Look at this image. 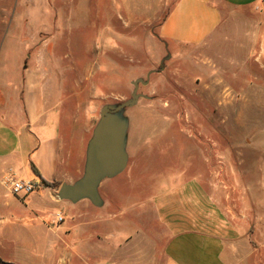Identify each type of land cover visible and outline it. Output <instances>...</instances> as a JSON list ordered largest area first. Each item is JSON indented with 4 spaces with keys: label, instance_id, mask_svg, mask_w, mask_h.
Returning <instances> with one entry per match:
<instances>
[{
    "label": "crops",
    "instance_id": "1",
    "mask_svg": "<svg viewBox=\"0 0 264 264\" xmlns=\"http://www.w3.org/2000/svg\"><path fill=\"white\" fill-rule=\"evenodd\" d=\"M18 1L0 0V239L14 240V263L264 264L262 226L219 202L204 172L193 168V148L175 173L128 179L123 187L116 176L104 178L100 205L58 197L60 184L83 171L97 117L84 77L67 92L55 89L61 69L49 62L51 41H39L28 16L14 20ZM20 1L29 8L30 0ZM221 35H231L241 65L255 57V95L264 97V0H175L157 26L159 42L180 58ZM9 177L37 182L40 190L13 193ZM62 201L64 209L48 211Z\"/></svg>",
    "mask_w": 264,
    "mask_h": 264
},
{
    "label": "rangeland",
    "instance_id": "2",
    "mask_svg": "<svg viewBox=\"0 0 264 264\" xmlns=\"http://www.w3.org/2000/svg\"><path fill=\"white\" fill-rule=\"evenodd\" d=\"M174 1L30 0L22 8L19 0L12 14L14 20L28 16L39 41H51L49 62L61 69L57 91L84 77L95 123L103 105L130 98L132 82L147 79L139 83L137 103L124 111L128 160L115 175L119 186L180 171L193 148V168L204 172L219 202L264 230V97L255 95V57L241 65L228 34L211 46L186 48L184 58L173 55L157 39V26ZM63 204L52 203L48 211ZM4 229L0 220V235ZM15 249L13 239H0V264H15Z\"/></svg>",
    "mask_w": 264,
    "mask_h": 264
},
{
    "label": "water",
    "instance_id": "3",
    "mask_svg": "<svg viewBox=\"0 0 264 264\" xmlns=\"http://www.w3.org/2000/svg\"><path fill=\"white\" fill-rule=\"evenodd\" d=\"M169 57L167 52L164 58ZM140 82L144 84L147 79L137 78L132 82L134 87L130 98L101 107L99 118L86 144L83 172L74 182L60 184L57 192L59 198L73 202L87 198L94 205L102 203L98 191L100 182L120 173L128 160L126 141L129 121L124 111L137 103L141 95L137 91Z\"/></svg>",
    "mask_w": 264,
    "mask_h": 264
},
{
    "label": "built area",
    "instance_id": "4",
    "mask_svg": "<svg viewBox=\"0 0 264 264\" xmlns=\"http://www.w3.org/2000/svg\"><path fill=\"white\" fill-rule=\"evenodd\" d=\"M9 186L13 193L29 194L39 188L40 184L31 180H25L22 178L9 177ZM56 222H61L63 220L62 213L55 214Z\"/></svg>",
    "mask_w": 264,
    "mask_h": 264
},
{
    "label": "trees",
    "instance_id": "5",
    "mask_svg": "<svg viewBox=\"0 0 264 264\" xmlns=\"http://www.w3.org/2000/svg\"><path fill=\"white\" fill-rule=\"evenodd\" d=\"M33 169H34V171L37 172V170H36L35 167H34ZM42 181H43V183H44L45 185H53V186H58V185H59V183H57V182H48V181H46V180H42Z\"/></svg>",
    "mask_w": 264,
    "mask_h": 264
}]
</instances>
